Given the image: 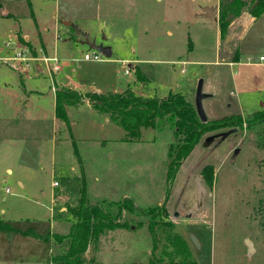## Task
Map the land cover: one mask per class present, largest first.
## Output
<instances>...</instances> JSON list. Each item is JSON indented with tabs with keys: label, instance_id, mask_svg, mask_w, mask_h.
Returning <instances> with one entry per match:
<instances>
[{
	"label": "rangeland",
	"instance_id": "obj_1",
	"mask_svg": "<svg viewBox=\"0 0 264 264\" xmlns=\"http://www.w3.org/2000/svg\"><path fill=\"white\" fill-rule=\"evenodd\" d=\"M129 1L32 0L34 18L25 16L12 27L0 17V264H60L52 262L53 236L68 234L82 198L123 226L90 238L72 264H167L166 230L160 224L155 248L146 212L164 204L169 215L156 220L173 224L196 264H264V124L243 125L221 143L215 140L203 152V162H210L206 184L192 187L189 198L178 173L169 178L172 131L143 129L139 140H121L126 132L88 97L96 90L158 99L180 94L194 105L202 80L203 91L213 95L203 102L208 121L252 117L264 111V18L239 29L238 46L225 42L229 29L219 45L214 23L193 13L215 0H137L131 8ZM219 13L220 4L218 19ZM80 18L96 29H80ZM64 19H72L81 35L66 29ZM55 29L65 43L53 41ZM82 34L110 47L111 58L81 45ZM14 39L32 57L43 53L49 61H31L29 69L21 65L17 71L13 51L4 48ZM92 53L102 61L82 60ZM54 58L65 64L57 74ZM53 86L80 92L79 104L66 110L68 125L54 116ZM126 198L134 214L120 212Z\"/></svg>",
	"mask_w": 264,
	"mask_h": 264
},
{
	"label": "trees",
	"instance_id": "obj_2",
	"mask_svg": "<svg viewBox=\"0 0 264 264\" xmlns=\"http://www.w3.org/2000/svg\"><path fill=\"white\" fill-rule=\"evenodd\" d=\"M255 1L219 0L220 35H226L231 22L238 18L245 9L249 11ZM249 13L255 19L264 16V0H260ZM140 80L144 82L142 78ZM88 97L96 110L106 114L126 132L124 141L139 140L143 129L152 128L162 131L168 127L176 140V145H171L169 149L171 159L168 163L169 178L173 179L182 162L199 144L204 135L223 129L240 128L243 125L249 129L264 124V111L247 119L240 115H231L220 120L202 123L194 105L180 94H170L166 98L158 99L139 97L127 91L121 94H90ZM81 100V96L76 91L65 88L57 89L54 106L55 118L68 125L69 117L66 107L77 105ZM207 167L203 169V177H205L204 171L210 169ZM121 211L134 214L135 208L132 200L124 199ZM146 212L150 218L148 228L153 237L155 248L158 244L156 231L160 229V224L166 230L164 231V248L168 258L167 264H196L190 260L187 243L179 235L173 233V224L169 221L159 223L156 220L159 214L164 218L168 216L165 206L149 209ZM72 215L75 220L72 222L68 234L53 236L55 252L52 262L54 263L72 264L78 262L85 253L90 238H94L105 228L113 229L123 226L117 225L116 218H113L109 212H105L103 207L89 206L83 198L77 208L73 209ZM168 249L171 251L168 252Z\"/></svg>",
	"mask_w": 264,
	"mask_h": 264
},
{
	"label": "crops",
	"instance_id": "obj_3",
	"mask_svg": "<svg viewBox=\"0 0 264 264\" xmlns=\"http://www.w3.org/2000/svg\"><path fill=\"white\" fill-rule=\"evenodd\" d=\"M216 1V3H214V2H212V3H210V4H207V5H199V7H198V9L197 10H194V14L196 15L195 16V18L196 19H199V20H206V21H211V22H213L214 23V25H215V28L217 29V41H218V43H219V45H220V31H219V24H218V6H219V0H215ZM7 2L9 3V4H7ZM29 2L30 3H32V0H29ZM25 3H28V1L27 0H25V2H24V0H5V1H3V0H0V17H1V19H3V20H7V21H10V22H12V27H14V26H16L17 24H20V20H21V18H23V17H32V18H34V16H33V13H32V11H31V13H30V3H28V4H26V6L24 7V4ZM135 3V7H138V3H137V0H132V1H129L127 4H128V7L129 8H131V7H133V4ZM203 8H215V9H217V14H216V18L215 19H204V18H201L200 17V15H202V13H203ZM138 9V8H137ZM25 10H27V13H29L31 16H27V13L26 12H24ZM189 13H191V11H189ZM133 15V14H132ZM17 17H19L18 18V20L16 19ZM135 17H138V12L136 13V15H135ZM59 18V17H58ZM261 18H264V16H262V17H260V18H258V19H261ZM81 19V21H83L82 22V26L80 27V29H96V28H93L92 27V25H89V20L87 19V18H80ZM151 19H154V17L153 16H151ZM258 19H255V18H253L251 15H250V13H249V11L248 10H246V11H243L241 14H240V16L238 17V18H236L235 20H233L232 22H231V24L229 25V30H230V39H231V41L232 42H234V43H236L237 44V46H238V38H237V35H238V31H239V29H251V28H253L254 26H256V24H257V22L259 21ZM77 20H79L78 18H77ZM57 15H56V13H54L53 14V24H54V27L56 28L57 27ZM62 23H63V25H64V27L66 28V29H70L71 27L70 26H68L67 24H72V25H74V26H76V23L75 22H73V20L72 19H64L63 21H62ZM136 25H140V22H136ZM135 25V26H136ZM6 26H8V25H5L4 27L6 28ZM19 26V25H18ZM72 29V28H71ZM77 29H78V27H77ZM88 31V30H87ZM96 32H97V30H95ZM55 33H54V36H53V41L56 43V40L57 41H63V40H61V38L60 37H58V36H56L57 35V29H55V31H54ZM86 33H88V32H86ZM76 35H78L77 33H76ZM87 35V34H86ZM99 35V34H98ZM23 39L26 41V42H29L30 41V39H29V37L28 36H25V37H23ZM91 41H95L96 42V44H97V41H96V37H95V39H92ZM64 43H65V41H63ZM77 43H79V42H77ZM6 44V43H5ZM5 44H4V48H5ZM81 44V43H80ZM82 45V44H81ZM42 46H44V48L46 47L45 46V44L44 43H42ZM41 46V47H42ZM6 49V48H5ZM7 50V49H6ZM111 56H112V52H111ZM262 57V56H261ZM235 63H238V62H235V61H233V62H230L229 64L231 65V64H235ZM40 67V66H39ZM41 69V68H40ZM39 72V71H38ZM41 72V71H40ZM182 72L184 73V70H182ZM126 75H128V74H126ZM22 76V75H21ZM24 76V75H23ZM73 91H75V90H73ZM78 94L80 93L79 91H76ZM122 93H124V92H122ZM206 93V92H205ZM94 94H102V95H104L103 93H101V91H99V90H96V92L94 93ZM114 94H116V93H114ZM117 94H121V93H117ZM53 95H54V106H55V93H53ZM211 95V97L210 98H208V99H211L212 97H213V95L212 94H210ZM206 100V99H205ZM203 102H204V100H203ZM203 102H202V105H203ZM69 107H71V106H68V107H66V110L69 108ZM208 119V118H207ZM214 119V118H213ZM212 119V120H213ZM56 120H58V119H56ZM61 122V121H60ZM237 133V132H236ZM208 137V136H207ZM206 137H204L200 142H199V144L193 149V151L189 154V156L182 162V164H181V166L179 167V169H178V171H177V173H178V175L180 176V179H181V182L184 184V185H186L187 184V186H186V189H187V191H188V193H186V195L190 198L191 197V195H192V193H193V191L191 190V188L192 187H194L195 185L197 186V187H199L200 186V183L201 184H206V182H205V179H204V177H203V168L207 165V164H210V162L208 163V162H203L204 161V159H205V157H206V155H207V153H203L204 151H206L207 149H208V147H204L203 145H204V139H205ZM121 140H124V139H121ZM120 140V141H121ZM220 144V143H219ZM218 145V144H217ZM216 145V146H217ZM216 146H213V149H215V147ZM203 154H205V155H203ZM203 162V163H202ZM205 163V164H204ZM198 167H200V170L198 171V174H197V176H191V178L189 177V175H190V173H196V169L198 168ZM180 169H182V170H185L186 171V174H184L183 173V175L182 174H180L179 172H180ZM182 172V171H181ZM177 175V176H178ZM203 178V179H202ZM20 185V187L22 186L21 184H19ZM204 185H202V188H205V187H203ZM7 189V188H6ZM203 191H204V189H202ZM205 192V191H204ZM164 206H165V204H164ZM76 208V207H75ZM165 208H166V211L168 210V207H166L165 206ZM167 214H168V211H167ZM169 215V214H168ZM168 217V216H167Z\"/></svg>",
	"mask_w": 264,
	"mask_h": 264
},
{
	"label": "water",
	"instance_id": "obj_4",
	"mask_svg": "<svg viewBox=\"0 0 264 264\" xmlns=\"http://www.w3.org/2000/svg\"><path fill=\"white\" fill-rule=\"evenodd\" d=\"M259 2H260V0H256L253 3V5L251 6V9L249 10V12ZM216 14H217V9H215V8H203V13H202V15H200V17L204 18V19H215ZM67 25L70 26L74 31H76V33L78 35H81V31L78 30L76 26H74L72 24H67ZM82 36L84 37V41L81 43L82 45H85L86 47H88V49H91V50H94V51L101 53L107 59L111 58V52L112 51H111L110 47L104 46L103 44H96L95 41H90L86 34H82ZM229 39H230V36L227 35L225 42H227ZM36 68H37V71H39V72L41 71L39 66H37ZM210 97H211L210 94H207L203 91V81L199 80L197 88H196L194 107H195L196 113L198 115V118L202 123H206L208 121L207 116H206L204 109H203L202 102H203V100L208 99ZM237 131H238L237 128H233V129H230V130L225 131V132H220L217 134L210 135L204 139V145L203 146L209 147L217 139L221 143L222 141L226 140L231 134H234ZM190 238H191L192 243H196L195 239L192 236H190ZM247 245H248L249 252H251L253 250V248H252V245L249 241H247Z\"/></svg>",
	"mask_w": 264,
	"mask_h": 264
},
{
	"label": "built area",
	"instance_id": "obj_5",
	"mask_svg": "<svg viewBox=\"0 0 264 264\" xmlns=\"http://www.w3.org/2000/svg\"><path fill=\"white\" fill-rule=\"evenodd\" d=\"M5 48L7 49V51H13V56L10 60H12L13 62H15V64L13 65V68L16 69L17 71L21 68L20 66L21 65H24V68H21L23 69L24 71H26L27 69H29V62L31 61H44V62H47L49 61L47 59V57H44L42 51V55L39 56V57H35L34 56L32 57V54L30 53L29 49L27 48V46H24V47H20V46H17V43H16V40L14 39L13 41H10V42H7L5 44ZM83 61H92V62H101L102 59L100 57L99 54L97 53H92V54H84L83 55V58H82ZM264 60V57H260V61H263ZM52 61V71L54 72V74H57L61 71V68L65 65L64 62H61L59 59L57 58H54L51 60ZM125 74H128V71H125ZM57 91V88L56 87H51V92L52 93H55ZM5 192L6 193H9V189H5Z\"/></svg>",
	"mask_w": 264,
	"mask_h": 264
}]
</instances>
